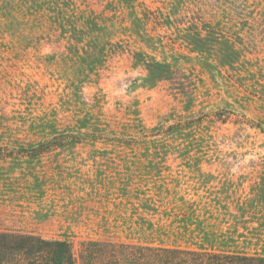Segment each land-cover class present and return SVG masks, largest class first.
I'll list each match as a JSON object with an SVG mask.
<instances>
[{
    "label": "rangeland",
    "instance_id": "obj_1",
    "mask_svg": "<svg viewBox=\"0 0 264 264\" xmlns=\"http://www.w3.org/2000/svg\"><path fill=\"white\" fill-rule=\"evenodd\" d=\"M0 231L264 254V0H0Z\"/></svg>",
    "mask_w": 264,
    "mask_h": 264
},
{
    "label": "trees",
    "instance_id": "obj_2",
    "mask_svg": "<svg viewBox=\"0 0 264 264\" xmlns=\"http://www.w3.org/2000/svg\"><path fill=\"white\" fill-rule=\"evenodd\" d=\"M0 264H264V254L88 239L76 255L66 239L0 231Z\"/></svg>",
    "mask_w": 264,
    "mask_h": 264
}]
</instances>
